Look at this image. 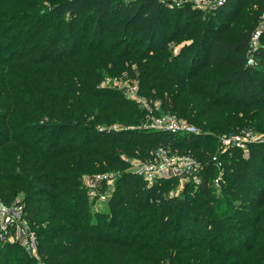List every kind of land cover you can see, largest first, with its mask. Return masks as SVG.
Masks as SVG:
<instances>
[{
	"label": "trees",
	"instance_id": "trees-1",
	"mask_svg": "<svg viewBox=\"0 0 264 264\" xmlns=\"http://www.w3.org/2000/svg\"><path fill=\"white\" fill-rule=\"evenodd\" d=\"M263 11L264 0L219 11L191 0H0V201L23 203L43 264H264V34L257 64L246 63ZM123 72L151 114L199 133L142 129L147 110L103 85ZM240 130L263 141L219 149ZM159 146L190 152L201 180L175 194L176 177L148 185L130 170ZM99 174L112 180L97 190L104 206L86 184ZM0 264L39 262L0 243Z\"/></svg>",
	"mask_w": 264,
	"mask_h": 264
},
{
	"label": "built area",
	"instance_id": "built-area-1",
	"mask_svg": "<svg viewBox=\"0 0 264 264\" xmlns=\"http://www.w3.org/2000/svg\"><path fill=\"white\" fill-rule=\"evenodd\" d=\"M225 0H191L193 7L200 9L212 8L209 2H215L221 4ZM264 34V11L262 12L261 19L257 26L251 33L249 40V55L247 58V65H256L257 60L254 52L259 47L261 36ZM128 84V83H127ZM103 85L110 87L121 88L124 95L127 98L134 99L132 94L134 93L130 85L122 83L121 81L110 82L107 81ZM157 107L158 103L154 102ZM149 114L146 121L141 125V128L147 131H166L170 133H195L198 134V128L191 122L177 117L175 114L163 113L160 115L151 114V109L148 108ZM263 141L258 135L254 134L250 130H240L238 132H231L223 134L219 138V149L225 151L231 147H238L247 150L249 143ZM150 158L140 159L134 158L130 161V170L140 177L148 185L160 179H166L170 177H176L178 183L181 185L186 184L189 181L198 183L200 181L197 175L199 174L200 163L190 154L186 152L183 154L173 153L166 147L159 146L150 152ZM213 161L220 168L221 161L217 155L213 156ZM102 180H106L108 185L112 184L111 178L108 175H96L94 177H88L86 184L89 187V195L91 197L97 195L99 200H104L107 197V193L97 192L98 187ZM23 206L19 202H14L11 206L5 205L0 201V241H4L13 233L16 240L21 242L28 250L35 252L36 236L34 231H31V227L27 221L26 215H24ZM32 248V249H31ZM36 254V252H35Z\"/></svg>",
	"mask_w": 264,
	"mask_h": 264
},
{
	"label": "rangeland",
	"instance_id": "rangeland-1",
	"mask_svg": "<svg viewBox=\"0 0 264 264\" xmlns=\"http://www.w3.org/2000/svg\"><path fill=\"white\" fill-rule=\"evenodd\" d=\"M225 2V1H224ZM224 2H222L221 4H216L215 2H209L210 3V5H212V8H215V11H219V9H221V7H223V5H224ZM255 4H253L252 5V8L253 9H255V10H257V5H255ZM208 9H211V8H208ZM128 75H127V73L126 72H123L122 74H120V75H113V76H108V77H105V78H103V80H102V82L103 83H106L107 81H110V82H114V81H121L122 83H124V84H126L127 86H129L130 85V88H131V90L134 92L133 94H132V97H134V99L135 100H137L138 102H139V104L143 107V108H145V110H147V112H146V117L148 116V112H149V110H148V108H150V106H149V104L147 103V101L144 99V98H142L140 95H139V88H138V83H137V81H135V80H130L129 79V77H127ZM128 83V84H127ZM113 87V86H112ZM114 88H118V87H114ZM124 93V92H123ZM155 103L157 102L158 103V106H159V101L158 100H155L154 101ZM153 102V103H154ZM157 106V107H158ZM151 109V108H150ZM160 115V114H159ZM246 152V151H245ZM195 158V157H194ZM199 162V161H198ZM221 171V170H220ZM222 172V171H221ZM221 172H219V177H215L214 179H213V183H214V185H215V187H218L219 186V183H220V178L222 177V174H221ZM197 177L199 178V174L197 175ZM201 180V179H200ZM183 186L184 185H181L180 183H178V185L176 186V188L172 191V193H175V194H178L180 191H181V189L183 188ZM109 194H107V196H108ZM91 197V196H90ZM21 199V195H19V200ZM99 200V199H98ZM107 200V197L104 199V200H99V201H101V203H97L98 205H102V206H104L105 204V201ZM20 204H22V206H23V203H21L20 201H18ZM12 204H14V202L13 203H9V204H7V203H5V205H8V206H11ZM97 207H99V206H97ZM23 208H24V206H23ZM23 211H24V215H26V212H25V209H23ZM31 231H34L32 228H31ZM13 233H11V235H9V237H7V239L6 240H4V241H0V243H15V244H18L19 246H21L23 249H24V251L29 255V256H31V257H34V258H36L37 259V261L39 262V264H43V262L41 261V258H40V256H39V251H38V243H37V236H36V234H35V232H34V234H35V236H36V244H37V247H36V250H35V252H36V254H35V252H33L32 250H28L21 242H19L18 240H16V238H15V236L14 235H12Z\"/></svg>",
	"mask_w": 264,
	"mask_h": 264
}]
</instances>
